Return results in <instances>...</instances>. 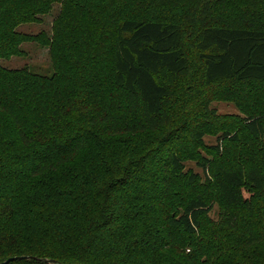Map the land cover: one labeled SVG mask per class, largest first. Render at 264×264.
<instances>
[{
  "label": "trees",
  "instance_id": "1",
  "mask_svg": "<svg viewBox=\"0 0 264 264\" xmlns=\"http://www.w3.org/2000/svg\"><path fill=\"white\" fill-rule=\"evenodd\" d=\"M25 43L53 75L0 65V264H264V0H0Z\"/></svg>",
  "mask_w": 264,
  "mask_h": 264
},
{
  "label": "rangeland",
  "instance_id": "2",
  "mask_svg": "<svg viewBox=\"0 0 264 264\" xmlns=\"http://www.w3.org/2000/svg\"><path fill=\"white\" fill-rule=\"evenodd\" d=\"M58 11V6H55L54 10L49 15L40 17V21L38 22L22 25L19 27L18 31L22 34L32 36H38L41 33L51 35L52 25L55 17L58 14ZM22 49L25 52L23 57H13L10 60H0V65L8 70H19L28 67L32 72L39 75L46 77L53 75L49 49L43 48L39 44L35 43H25L22 46ZM211 107L218 112L219 116L222 117H245L237 105L228 98L227 100L215 101ZM224 126L225 128H230L229 123L225 124ZM239 126H241V121H236L233 124V127H235L237 130L240 129ZM222 132L223 131H220L218 134H207L204 138V146L198 152L199 157H194L193 159L185 162V172L193 171L196 173L200 177L202 185L205 183L204 172L198 164L200 159L203 158H208L211 161L214 160L216 148L221 149L223 145V139H219V137L223 135ZM231 134H235V131H233ZM232 135L230 137H232ZM244 135L245 132L243 131L242 137H244ZM219 211V207L215 206L214 211L211 213V217L216 219Z\"/></svg>",
  "mask_w": 264,
  "mask_h": 264
},
{
  "label": "water",
  "instance_id": "3",
  "mask_svg": "<svg viewBox=\"0 0 264 264\" xmlns=\"http://www.w3.org/2000/svg\"><path fill=\"white\" fill-rule=\"evenodd\" d=\"M30 259H31L30 257H13V258H9L8 260L2 262L1 264H9V263L16 262V261L30 260ZM43 261L49 264L55 263L54 261H51V260H43Z\"/></svg>",
  "mask_w": 264,
  "mask_h": 264
}]
</instances>
